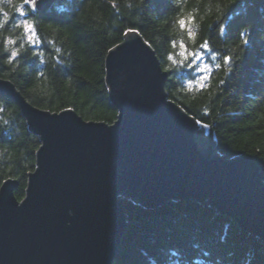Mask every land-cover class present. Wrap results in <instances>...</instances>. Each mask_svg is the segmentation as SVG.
Returning <instances> with one entry per match:
<instances>
[{"label":"trees","instance_id":"16d2710c","mask_svg":"<svg viewBox=\"0 0 264 264\" xmlns=\"http://www.w3.org/2000/svg\"><path fill=\"white\" fill-rule=\"evenodd\" d=\"M18 9L29 13L23 0H0V79L29 104L112 124L104 61L135 28L167 74L168 99L212 127L220 156L254 159L264 180V0H58L26 17ZM205 41L208 51L199 47ZM197 50L211 69L203 86L192 84L188 69L187 55ZM39 146L17 106L0 95V185L15 180L18 201ZM123 211L126 229L112 264H264V242L207 205L177 200L146 209L124 199Z\"/></svg>","mask_w":264,"mask_h":264},{"label":"water","instance_id":"95a60500","mask_svg":"<svg viewBox=\"0 0 264 264\" xmlns=\"http://www.w3.org/2000/svg\"><path fill=\"white\" fill-rule=\"evenodd\" d=\"M56 1L23 5L33 15ZM117 46L104 61L112 124L38 109L0 79V95L40 143L24 198L15 199V180L0 185V264H112L126 229L124 199L146 209L177 200L207 205L264 242L258 163L216 152L212 127H199L168 99L167 74L138 33Z\"/></svg>","mask_w":264,"mask_h":264},{"label":"snow or ice","instance_id":"6c2138e0","mask_svg":"<svg viewBox=\"0 0 264 264\" xmlns=\"http://www.w3.org/2000/svg\"><path fill=\"white\" fill-rule=\"evenodd\" d=\"M29 2H30V0H24V4H28ZM18 12H19V15L21 17H26L27 15H29V13H26L23 9H18ZM0 16H3V13H0ZM192 19H194V17L193 18H189L188 21H186L185 19L182 18V19H180L178 21V23L180 24V27L181 28H184L186 26V24L189 23ZM5 23H7V21H5ZM25 28L27 29V31L32 32V34L35 35L34 25L33 24H30V23L25 22ZM135 31H136L135 28H130L129 29V32H131V33H135ZM125 35L127 36V33ZM189 35H191V33H189ZM28 39L31 40L32 39V36H29ZM37 43H38V41H37ZM180 47L182 49H184L185 48V45L183 43H181ZM199 47L201 49H203L204 51H208V47H209L208 42L205 41L204 43L200 44ZM113 48L116 49L117 51L119 50L117 45H113ZM188 55L194 57V59L188 64V68H190V69H192L196 65L197 61H202V58H203V52L189 53ZM17 56H18V53L17 52L13 51L11 53V58L14 59ZM214 57H215V53H213V58ZM230 60H231V57L224 56L225 63L230 62ZM216 67L218 68L219 65H216ZM205 69H207L209 71V73L211 72V69L209 68V66L207 64H204L202 68L197 67L195 70L197 72H203ZM209 78L210 77L209 76H206V75H201L199 77V79H200L201 82H203L204 80H207ZM196 123L197 124H200L204 128L210 127L208 124H204L200 120H197Z\"/></svg>","mask_w":264,"mask_h":264},{"label":"rangeland","instance_id":"374dc122","mask_svg":"<svg viewBox=\"0 0 264 264\" xmlns=\"http://www.w3.org/2000/svg\"><path fill=\"white\" fill-rule=\"evenodd\" d=\"M25 31L26 32H29V31H27V29L25 28ZM31 33V32H30ZM32 34V33H31ZM29 35V34H28ZM30 36V35H29ZM196 52H203L202 50H197ZM181 54V56L182 57H185L186 55H185V52H181L180 53ZM188 57L190 56V55H187ZM194 59V57L193 56H190V58H189V60H188V64L192 61ZM204 64H207L206 63V59H205V55H204V52H203V58H202V61H197V63H196V65L192 68V69H190V68H188L190 71H191V73H192V84L194 83V84H196V85H202V82L200 81V79H199V77L201 76V75H206L207 74V72H208V70L207 69H205L203 72H197L195 69L197 68V67H200V68H202L203 67V65ZM208 65V64H207ZM209 66V65H208ZM209 68H210V66H209ZM199 204V203H198ZM160 207V206H159Z\"/></svg>","mask_w":264,"mask_h":264}]
</instances>
